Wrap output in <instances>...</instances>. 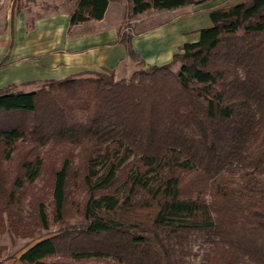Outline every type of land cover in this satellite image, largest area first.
I'll use <instances>...</instances> for the list:
<instances>
[{
	"label": "trees",
	"instance_id": "16d2710c",
	"mask_svg": "<svg viewBox=\"0 0 264 264\" xmlns=\"http://www.w3.org/2000/svg\"><path fill=\"white\" fill-rule=\"evenodd\" d=\"M125 1L131 17L206 2ZM107 6L77 0L69 27ZM208 18L161 66L118 29L128 79L0 88V239L34 242L20 264H264V0Z\"/></svg>",
	"mask_w": 264,
	"mask_h": 264
},
{
	"label": "crops",
	"instance_id": "0c3cea01",
	"mask_svg": "<svg viewBox=\"0 0 264 264\" xmlns=\"http://www.w3.org/2000/svg\"><path fill=\"white\" fill-rule=\"evenodd\" d=\"M107 1L102 20L71 28L69 11L41 16L32 24L19 16L14 31L0 37V88L10 83L63 80L106 70L116 73L122 69V74L128 73L131 61L125 47L118 43V18H108L110 2ZM212 6L206 1L198 6L165 11L172 14L169 20L145 32L131 34V48L148 65L170 63L183 44L198 39L197 31L211 26L208 13L216 9Z\"/></svg>",
	"mask_w": 264,
	"mask_h": 264
},
{
	"label": "rangeland",
	"instance_id": "374dc122",
	"mask_svg": "<svg viewBox=\"0 0 264 264\" xmlns=\"http://www.w3.org/2000/svg\"><path fill=\"white\" fill-rule=\"evenodd\" d=\"M77 0H0V37L9 34L16 28V24L19 16L24 18V21L28 24H32L34 19L48 14H52L60 11H70ZM209 4L213 5V8L224 7L230 4H235L243 0H206ZM110 5L108 8V18H118L116 26L119 27L120 32L124 35L139 34L150 30L159 24L169 20L172 16L171 13L161 12H149L147 14L131 17L129 16V7L125 0H109ZM18 11V14H15ZM12 16H15L13 19ZM128 73H123L122 69H119L115 74L116 80L128 79L133 71L137 68L134 63L131 62ZM177 69V65L173 67V70ZM130 70V71H129ZM36 85L22 86L18 91L23 93H29L35 90ZM58 231V227L51 228L45 236H52ZM34 242L30 239H15L11 235L5 234L0 239V245L6 249L0 252V264H20L17 258L22 252L32 246ZM202 250L198 252L196 259H193L190 264H200ZM13 257V258H11ZM56 262L61 260L55 259ZM58 264V263H56Z\"/></svg>",
	"mask_w": 264,
	"mask_h": 264
}]
</instances>
